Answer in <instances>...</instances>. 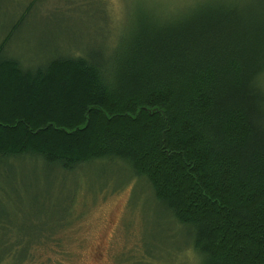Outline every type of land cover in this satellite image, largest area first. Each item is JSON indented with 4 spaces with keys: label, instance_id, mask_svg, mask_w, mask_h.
Listing matches in <instances>:
<instances>
[{
    "label": "trees",
    "instance_id": "16d2710c",
    "mask_svg": "<svg viewBox=\"0 0 264 264\" xmlns=\"http://www.w3.org/2000/svg\"><path fill=\"white\" fill-rule=\"evenodd\" d=\"M38 1L17 3L0 39V167L123 171L182 231L169 261L190 253L189 264H264V0L144 6L124 33L110 22L101 48L23 66L4 48ZM50 187L36 181L28 198L36 234L14 237L0 219V263L33 262L35 249L38 264L52 251L58 264L69 256L65 231L81 213ZM141 251L120 262L159 259Z\"/></svg>",
    "mask_w": 264,
    "mask_h": 264
},
{
    "label": "rangeland",
    "instance_id": "374dc122",
    "mask_svg": "<svg viewBox=\"0 0 264 264\" xmlns=\"http://www.w3.org/2000/svg\"><path fill=\"white\" fill-rule=\"evenodd\" d=\"M21 1L0 0V39L19 18L24 3L16 4ZM195 1L39 0L37 9L12 31L4 53L23 66H33L60 54L87 51L90 46L101 48L112 38L111 23L117 32L124 33L138 9L157 6L181 10ZM100 165L66 174L43 171L40 163L37 167L29 161L0 167V219L10 218V235L21 236L27 230L33 231L31 234L38 232V221L32 220L38 208L35 212L36 205L28 201L38 181V189L52 185L47 190L52 199L72 197L77 201L76 212L81 213L65 231L68 238L64 247L69 256L61 264H122L120 260H133V253L142 255L141 246L159 258L151 264L191 263L190 253L169 261V255L183 245L182 231L164 217L144 181L128 180L123 171ZM23 183L28 190L22 188ZM1 236L0 232V241ZM34 252L35 261L22 264H38V249ZM55 253H47L52 259L46 264H58V256L53 259ZM0 264H8V259Z\"/></svg>",
    "mask_w": 264,
    "mask_h": 264
}]
</instances>
